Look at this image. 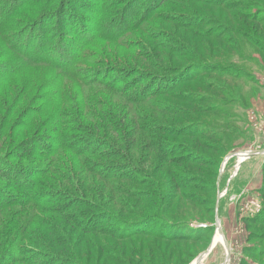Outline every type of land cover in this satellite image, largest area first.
<instances>
[{
    "label": "rangeland",
    "instance_id": "1",
    "mask_svg": "<svg viewBox=\"0 0 264 264\" xmlns=\"http://www.w3.org/2000/svg\"><path fill=\"white\" fill-rule=\"evenodd\" d=\"M13 1L0 0V10L9 11ZM222 1L217 5V0H39L36 3L41 6L32 5L24 11L25 21L13 16L12 27L0 31L2 65L20 57L9 47L6 34L29 30L43 19L36 27L37 35L42 36L39 44L46 52L66 47L64 52L77 58V67L87 81L100 74V80L109 82H105L107 86L115 84L119 95L106 90L111 87H101L99 99L90 104L86 95L70 90L86 112L87 129H92L90 133L71 131L70 135L78 141L89 139L88 149L93 154H86V161L107 172L117 171L116 179L109 183L122 191L121 202L102 198L101 204L97 198L107 196H101L103 182L98 179L99 193L83 194L78 188L40 178V189L61 197L50 207L68 208L64 213L72 224L105 221L101 225L105 233L94 234L99 247L83 243V254L77 258L62 250L71 249L66 238L60 240L63 245L50 238L34 240L43 227L37 221L25 232L28 238L20 260L27 264H195L210 247L218 228L215 247L200 264H264V0ZM104 33L115 34L120 40H110ZM64 52L58 56L63 57ZM35 94V89L29 91L9 122L4 117L11 112H5L0 104V124L3 121L6 133L15 135L14 118ZM40 120L44 123L47 118ZM33 126L22 136L32 134L37 129ZM43 126L38 129L42 133L39 139L45 142L43 133L51 129ZM117 126L128 132L130 139L125 145H121L123 136L113 131ZM9 142L0 145V161L21 165L33 159L38 163L56 159L54 152L23 159L22 151L17 145L8 147ZM156 145H164V151L154 150ZM64 162L75 168L73 159ZM57 170L62 178L72 176L68 169ZM9 171L4 169L6 175ZM177 174L184 177L179 182L189 180L190 184L178 190L181 200L176 199L161 216L158 208L164 199L170 200L166 192L172 190ZM79 177L75 180L83 190ZM6 179L0 177V184ZM37 213L44 220L61 219L54 213ZM211 216L216 228L208 248V236L190 244L193 248L155 237L154 231L168 229L162 226L167 220L186 221L190 231L201 232ZM136 221L143 222L152 234L132 240H116L107 234L114 230L117 236ZM0 223L10 226L3 217ZM6 235L1 234L0 239H7ZM75 236L83 239L92 234L82 236L75 229ZM48 243L51 248L43 246Z\"/></svg>",
    "mask_w": 264,
    "mask_h": 264
},
{
    "label": "trees",
    "instance_id": "2",
    "mask_svg": "<svg viewBox=\"0 0 264 264\" xmlns=\"http://www.w3.org/2000/svg\"><path fill=\"white\" fill-rule=\"evenodd\" d=\"M37 1L32 3L16 0L13 1L12 7L9 11L6 10L5 12L4 9L1 8L0 31L8 29L9 26L12 27L13 23L11 20L13 16H18L20 22L25 21V10H27L32 5L39 4V6H41L40 3H36ZM217 2L218 3L216 4L218 5L223 1L217 0ZM58 12L60 13V11ZM43 17L44 15L42 18ZM35 20L36 19H32V21ZM63 20L66 19H62V22ZM37 22L38 23L29 28V30L25 29L22 31L21 29L20 33L17 31L16 33L6 34L9 47L16 55L19 53L18 55L20 56L16 59V61H8L7 63L0 65V104H3L2 109L5 112H11L8 116L5 115L4 117L7 119V122H9L10 118L15 114L18 106L23 102H26L28 93L31 91V89H35L36 94L35 96L33 95L28 101V107H26L21 113L16 114L12 128L18 129L17 131L14 130L16 131L14 136L13 133L10 134V131H7L6 133V131L3 130V121H1L0 145H3L4 142L9 139L11 142H9L7 146L9 147L11 145H17L15 148H18L19 151H22L19 152V154L23 159H27L26 157L28 156L33 158L36 156L38 158H43L45 156H49L52 152H54V155L56 156L54 157L56 159H47L41 163L35 162L33 159L32 161L23 163L21 165L9 164L3 162L2 160L0 161V177L7 178L6 183L3 182L0 184V220L3 217L8 225H10L9 227L0 225V235L7 234V239H0V264H14L13 262L15 261H19V263H26L25 261L20 260L22 259L21 255L25 254V246H23V242L28 238L27 235H25V232L31 228L34 222L37 221H41L43 227L34 240H37L39 237H43L44 240H48V238H50L51 241L55 240V242H58V244L63 245V242L60 240L64 239L65 241L66 238L69 240L68 247L71 249L63 247L62 250L72 255L75 254L77 258H80V255L83 254V243L91 244V246L94 244L95 247H99L98 242L100 241L96 239L94 234L99 235L101 233H105V228H102L101 226L105 223V221L95 220V223H83L81 225H76L74 223L72 224L70 222L71 220L68 219L69 215H65L64 213L68 208L63 209L60 207L61 205L50 207L49 204L51 202H60L61 197H59V193L55 191H47V188L46 190L40 189L39 186L41 184L43 185L42 179L40 178H49L51 184H67V186L73 190L74 188H78L77 190H80V193L83 194L89 191H95L98 194L99 192L97 190H99L101 187V196L104 195L107 197H94L97 198L101 204H103L102 198H104V200L108 199V202L110 201V203L121 202L119 200L122 191L117 189L113 184L109 183L111 182V179H116V176L114 175H118V173H116L117 171L107 172L103 169H99V165H96V163L89 162L88 160L86 161L84 159L85 155L93 154L90 153L91 151L88 149L87 143L89 139H82L78 141L74 138V135H70V133H72L71 131L74 132L76 130L84 133L92 132V129H87L89 127L85 124V122L89 123L86 112L82 111L78 104L77 97L72 94L71 91L76 90L77 93H81L82 96L86 95L87 98L90 99L91 104L94 102V100L96 101L99 99V92H101L100 88L107 86L105 83L107 81L102 79L100 80V74H97L95 79L92 81H87L85 79L84 72L81 70V68L78 69L77 67V58L73 59L72 55H69L66 51L64 52L66 47H52V50L50 49L49 52H46V48L39 44V42L42 40V36L41 34L40 36L37 35L38 27H36L39 23L43 22V19H38ZM28 31L29 34H27ZM67 34H69V32ZM104 34L110 40H120V37L115 34L112 36H109L108 33ZM66 36L68 40H70V37H68L69 35ZM33 38L37 39L38 44ZM33 40L35 41L33 42ZM61 50L65 54L63 57L58 56V52ZM73 50H75V47ZM53 52L57 55L53 54ZM42 65L49 66L52 68V70L47 67H43ZM53 69L58 70L59 74L54 72ZM52 71L54 73H51ZM36 74H39V76ZM21 79H24V81L21 82ZM37 80L40 81L38 82ZM107 87H111L106 89L107 91L113 93L114 96H119L116 94L115 89L117 88L115 87V84L113 86ZM87 91H92L94 94L91 95L87 93ZM51 109H53V111L50 115H48ZM44 115H46L45 117L47 120H45L43 123L40 119L44 120ZM47 115L49 117H47ZM0 117L2 118V112L0 113ZM131 125L128 128H130ZM32 126L37 129L32 134L30 132L29 135L23 137L22 132L32 129ZM42 126L44 128L50 127L51 129L46 134L43 133V136H45V142L39 139L42 133L39 134L40 130L38 129L42 128ZM94 127H97L100 131H103V127L101 126L94 125ZM12 128H10V130H12ZM113 131L117 136H123L121 139V145H125V142H128L130 139L128 132H126L127 130H125L124 127H114ZM103 133L107 134V132ZM30 137L31 139H27ZM18 139L20 140L17 141ZM90 142L93 144L96 143L91 138ZM135 147H138V145L133 146L134 151H136ZM153 149L163 152L164 145H156ZM67 153H69L70 156L72 155L75 157L68 158L66 155ZM168 153H170V151L164 152L166 156L170 155ZM72 159L74 162H76L75 168H68L64 161H71ZM6 167L11 169V171H9L10 175L5 174L4 169ZM58 168L68 169L72 174L71 178H62L60 172L57 170ZM105 168H107V165ZM76 177H79L80 181H82L81 186L84 187L83 190H81L80 186L76 182ZM95 179L103 182V185H100V187L97 186L95 184ZM182 179H184L183 175L178 174L173 178V185H170L172 190L166 192V198H169L170 200L167 201V199H164L162 203H160L158 208L159 215L170 210L171 208H169V206H174L176 199H178V201L181 200L180 197L178 198V190H180L181 187L187 185L189 186L190 184L189 180H186L184 183L179 182ZM114 198L116 200H114ZM165 201H167L166 204H164ZM166 208L168 210H166ZM263 208L260 213L263 211ZM3 210L4 212H9L1 214V211ZM41 210L54 213L61 219L58 220L55 218L53 219V222L51 220H44V217H38L37 212ZM260 213L256 215H259ZM210 218L211 220L206 222L209 225L201 232L190 231L186 221L173 222L167 220V224L164 223L165 225L162 226H165L168 229L166 231H154V234L156 239L159 241L174 243V246H176V243L183 242L189 244L190 248L194 247L190 244L197 243L208 236V238H210V240L207 239L206 247L208 248L212 240L213 234L211 235V233L216 228L214 225L215 222L212 221L213 217L211 216ZM63 220L64 222H62ZM62 225L64 227H62ZM69 225L72 227H70L68 230H65L69 228ZM144 225L145 224L143 222L136 221L126 226L125 232L122 231L117 236L114 230L107 232V234L111 237L115 236L117 238L116 240H132V238L136 237H148L147 235L152 234L153 231L149 230L145 227L146 225ZM75 229H79V232L82 234V236H85V234H92V236L84 237L83 239L81 237H76ZM13 235H15V237L10 242V239ZM70 238L76 240L75 243H73ZM9 242L10 245L8 246ZM51 244H43V246H49L51 248ZM78 245L81 246V249H79ZM156 248L160 249V245ZM97 255H99L98 252Z\"/></svg>",
    "mask_w": 264,
    "mask_h": 264
},
{
    "label": "water",
    "instance_id": "3",
    "mask_svg": "<svg viewBox=\"0 0 264 264\" xmlns=\"http://www.w3.org/2000/svg\"><path fill=\"white\" fill-rule=\"evenodd\" d=\"M216 225H217V227H219V219L217 220ZM219 232H220V229L217 228V233H219ZM217 233H216V236H217ZM216 236H215V238H216ZM215 238L213 239L208 250L206 252H204L203 254L199 255V257L196 259L197 262L195 264H200L201 261H203L208 256V254L211 252V250L215 247L214 246Z\"/></svg>",
    "mask_w": 264,
    "mask_h": 264
},
{
    "label": "built area",
    "instance_id": "4",
    "mask_svg": "<svg viewBox=\"0 0 264 264\" xmlns=\"http://www.w3.org/2000/svg\"><path fill=\"white\" fill-rule=\"evenodd\" d=\"M260 206H261V205H260ZM260 206H259V208H258V210H257L258 212L260 211ZM257 211H256V212H257Z\"/></svg>",
    "mask_w": 264,
    "mask_h": 264
},
{
    "label": "bare ground",
    "instance_id": "5",
    "mask_svg": "<svg viewBox=\"0 0 264 264\" xmlns=\"http://www.w3.org/2000/svg\"><path fill=\"white\" fill-rule=\"evenodd\" d=\"M215 240H216V238H215ZM215 243V242H214Z\"/></svg>",
    "mask_w": 264,
    "mask_h": 264
},
{
    "label": "crops",
    "instance_id": "6",
    "mask_svg": "<svg viewBox=\"0 0 264 264\" xmlns=\"http://www.w3.org/2000/svg\"><path fill=\"white\" fill-rule=\"evenodd\" d=\"M205 260V259H204ZM203 262V261H202Z\"/></svg>",
    "mask_w": 264,
    "mask_h": 264
}]
</instances>
